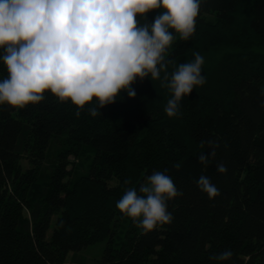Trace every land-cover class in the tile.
Instances as JSON below:
<instances>
[{
	"label": "trees",
	"instance_id": "obj_1",
	"mask_svg": "<svg viewBox=\"0 0 264 264\" xmlns=\"http://www.w3.org/2000/svg\"><path fill=\"white\" fill-rule=\"evenodd\" d=\"M174 35L166 59L198 52L206 77L177 118L163 111L169 90L149 78L96 117L50 92L22 109L0 105V264H65L105 239L98 264H217L209 257L226 249L222 264H264V0H202L195 34ZM157 170L183 195L168 202L172 222L145 233L116 203ZM202 175L220 195L199 190Z\"/></svg>",
	"mask_w": 264,
	"mask_h": 264
},
{
	"label": "clouds",
	"instance_id": "obj_2",
	"mask_svg": "<svg viewBox=\"0 0 264 264\" xmlns=\"http://www.w3.org/2000/svg\"><path fill=\"white\" fill-rule=\"evenodd\" d=\"M201 4L202 0H0V61L8 73L0 79V105L22 109L44 101L50 92L57 103L75 106L77 117L86 105L89 115L96 117L121 93L135 98L132 85L149 78L171 93L163 109L167 117L181 116V100L206 83L204 58L195 52L193 60L177 65L166 59L167 50L176 39L174 33L184 41L195 34ZM153 10L160 14L149 23L145 14ZM169 65H174L170 75ZM208 162V157H199V163ZM174 167L179 170L181 164ZM217 171L223 174L227 168L218 164ZM196 183L210 200L220 195L210 178L202 175ZM182 195L173 179L157 170L138 190L125 188L116 209L147 233L172 222L168 202ZM231 257L226 249L209 259L222 264Z\"/></svg>",
	"mask_w": 264,
	"mask_h": 264
},
{
	"label": "rangeland",
	"instance_id": "obj_3",
	"mask_svg": "<svg viewBox=\"0 0 264 264\" xmlns=\"http://www.w3.org/2000/svg\"><path fill=\"white\" fill-rule=\"evenodd\" d=\"M55 217H53L52 225H54ZM52 228L49 230V235L51 234ZM124 237L123 228L119 229V237L117 238L118 244L122 242ZM107 240H102L97 243L91 244L79 251H70L65 264H98L101 259L102 254L105 250Z\"/></svg>",
	"mask_w": 264,
	"mask_h": 264
}]
</instances>
